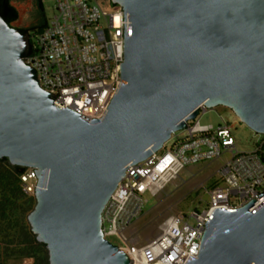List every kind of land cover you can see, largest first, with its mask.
<instances>
[{
  "label": "water",
  "instance_id": "1",
  "mask_svg": "<svg viewBox=\"0 0 264 264\" xmlns=\"http://www.w3.org/2000/svg\"><path fill=\"white\" fill-rule=\"evenodd\" d=\"M128 18L122 86L101 120L53 104L25 64L29 36L0 16V161L33 168L27 223L48 264H130L101 216L131 165L200 108L223 107L264 135V0H110ZM214 209L186 264H264V194Z\"/></svg>",
  "mask_w": 264,
  "mask_h": 264
},
{
  "label": "built area",
  "instance_id": "2",
  "mask_svg": "<svg viewBox=\"0 0 264 264\" xmlns=\"http://www.w3.org/2000/svg\"><path fill=\"white\" fill-rule=\"evenodd\" d=\"M128 25L122 8L110 1L54 0L51 20L43 29L28 33L25 64L35 71L39 87L52 96L54 105L75 112L86 122L101 120L123 84L119 64L123 63ZM206 112L200 108L198 115L186 121L183 130L171 134L159 151L126 169L105 205L103 237L121 242L117 247L130 264H186L189 257L197 258L214 209H241L264 194V140L253 152L238 153L231 134L234 125H200L199 114ZM223 156L226 158L217 168L216 182L207 194V207L191 214L193 225L183 214L171 215L144 245H136L126 236L131 223L142 214L144 201L140 196L156 197L186 167L216 162ZM24 169L19 176L22 191L33 196L35 169Z\"/></svg>",
  "mask_w": 264,
  "mask_h": 264
},
{
  "label": "rangeland",
  "instance_id": "3",
  "mask_svg": "<svg viewBox=\"0 0 264 264\" xmlns=\"http://www.w3.org/2000/svg\"><path fill=\"white\" fill-rule=\"evenodd\" d=\"M42 3L44 19L46 22L50 21L54 14V0H42ZM11 5L18 13L13 27L31 29L40 23L34 0H11ZM199 123L214 128L234 125L231 134L238 153H251L264 140V135L251 131L230 110L223 107L207 109L206 113L199 114ZM170 144L172 143L166 146ZM225 158L223 156L216 162L188 166L156 197L149 194L140 196L144 201L142 214L131 223L126 236L136 245H144L157 235L161 222L171 215L183 214L188 224L193 225L191 214L200 213L207 207L208 191L216 182L217 168ZM14 168L7 160L0 161V264L48 262L47 250L42 244L39 249L32 251L31 256L23 254L25 247L35 239L27 223V216L35 206V199L32 195L23 196L18 192ZM103 226L108 228L107 223ZM107 240L115 246L121 244L115 237H108Z\"/></svg>",
  "mask_w": 264,
  "mask_h": 264
},
{
  "label": "trees",
  "instance_id": "4",
  "mask_svg": "<svg viewBox=\"0 0 264 264\" xmlns=\"http://www.w3.org/2000/svg\"><path fill=\"white\" fill-rule=\"evenodd\" d=\"M37 13L40 15V23L31 29H18L21 34H28L30 31L35 29L41 30L45 27L46 21L43 16V3L42 0H34ZM0 16L8 24L12 25L18 19V13L16 9L11 5V0H0ZM5 161V160H2ZM16 171V181L19 187L17 190L20 194L25 196L26 194L22 191L20 184L19 176L24 172V168L15 167ZM41 247L40 244L36 242V239H32L28 246L25 247L23 254L26 256H31L32 251L37 250ZM39 264H48V262L39 263Z\"/></svg>",
  "mask_w": 264,
  "mask_h": 264
}]
</instances>
